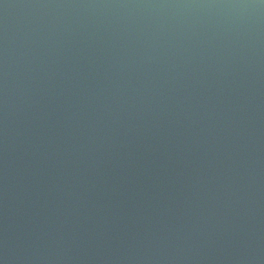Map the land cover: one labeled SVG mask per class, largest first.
Here are the masks:
<instances>
[{"label":"water","instance_id":"water-1","mask_svg":"<svg viewBox=\"0 0 264 264\" xmlns=\"http://www.w3.org/2000/svg\"><path fill=\"white\" fill-rule=\"evenodd\" d=\"M0 264H264V0H0Z\"/></svg>","mask_w":264,"mask_h":264}]
</instances>
